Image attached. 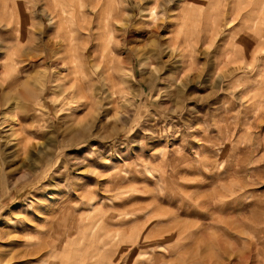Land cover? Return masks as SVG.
<instances>
[{
    "label": "rangeland",
    "instance_id": "1",
    "mask_svg": "<svg viewBox=\"0 0 264 264\" xmlns=\"http://www.w3.org/2000/svg\"><path fill=\"white\" fill-rule=\"evenodd\" d=\"M64 1L0 0V264H264V0Z\"/></svg>",
    "mask_w": 264,
    "mask_h": 264
},
{
    "label": "bare ground",
    "instance_id": "2",
    "mask_svg": "<svg viewBox=\"0 0 264 264\" xmlns=\"http://www.w3.org/2000/svg\"><path fill=\"white\" fill-rule=\"evenodd\" d=\"M44 1V0H42ZM60 1V0H59ZM66 1V0H65ZM64 1V2H65ZM80 2V1H79ZM64 4V3H63ZM66 4V2H65ZM79 4V3H78ZM65 6V5H64ZM76 7V6H75ZM106 8V7H105ZM107 9V8H106ZM108 10V9H107ZM77 12V11H76ZM108 12V11H107ZM77 15L74 16L72 13L69 12V18H72L73 19V25H69L67 27V33H63L62 30H63V27H61V32H60V39L59 40V47L60 48H63L64 49V55L61 57V62H62V65L64 66L63 68H65V74L63 75L64 79H68V82L70 81V78H69V74L70 72L72 71V69H75V68H81L83 69L84 67H87V54H82V55H78L77 54V48L75 49V43H76V40L77 38L79 37V31H78V28H79V23L80 21H78V19H84L85 18V14L84 13H76ZM102 15V14H101ZM100 16V15H99ZM117 17V14L113 13L111 14V20L112 18H115ZM103 18V17H102ZM101 18V19H102ZM131 17H129L128 21L130 20ZM116 19V18H115ZM109 21V20H108ZM82 23V22H81ZM91 23V22H90ZM100 23V22H99ZM105 23L102 22V26L104 25ZM109 24V23H108ZM111 24V23H110ZM90 25V24H89ZM87 26V30H86V35L84 37V40H85V44H90L91 42V33H92V29L90 28L91 26ZM99 25V24H98ZM97 25V26H98ZM107 25V23H106ZM105 25V26H106ZM112 25V24H111ZM93 26V25H92ZM96 26V25H95ZM110 28V27H109ZM114 28V27H113ZM116 29V28H114ZM111 29V28H110ZM94 30V29H93ZM97 31V30H96ZM96 34V32H94ZM93 33V34H94ZM58 34V33H57ZM82 34V33H81ZM104 35V34H103ZM59 37V36H58ZM96 37V36H95ZM80 38V37H79ZM83 39V38H82ZM93 40V39H92ZM111 41V40H110ZM109 42V41H108ZM46 45L51 49V51L54 49L49 43H46ZM58 47V46H57ZM43 50V49H42ZM44 52V51H43ZM53 53V52H52ZM60 53V52H59ZM44 54V53H43ZM46 54V53H45ZM62 55V54H61ZM40 56V55H39ZM52 56H55V55H52ZM41 65H46L47 62H48V57H45V56H41ZM35 61V58L34 56L29 58L27 60V63H32ZM23 63V62H22ZM19 66V64H18ZM75 67V68H74ZM85 70V69H84ZM19 71V70H18ZM75 71V70H74ZM87 71V69H86ZM90 71V70H89ZM76 72V71H75ZM86 74V72H85ZM73 75V74H72ZM86 77V76H85ZM73 79V78H72ZM50 80V79H49ZM75 80V78H74ZM73 80V81H74ZM86 80V79H85ZM30 82L34 83V84H38V85H41V91L40 92H44L45 91V86H46V75H45V72L42 73L41 75V80L40 79H37V77H30ZM28 80H26L23 84V92H26L28 94L32 93V86L30 85ZM67 81V80H66ZM80 81V80H78ZM77 80H75L74 84L72 86H70V89H71V92L69 91L70 89L67 88V87H64L62 86V84L60 85V95L62 96V99L65 101L69 98V96H73L74 97V92L72 91V88H74V85L75 83H78ZM83 81V80H82ZM66 83V82H64ZM80 84H82L80 82ZM85 84V83H84ZM87 84V82H86ZM59 86V85H58ZM87 87V86H86ZM88 88V87H87ZM79 90V89H78ZM77 90V91H78ZM84 90V89H83ZM68 92L71 93V95H67ZM86 93V92H85ZM81 95V93H79ZM76 95V94H75ZM84 95V94H83ZM82 95V96H83ZM29 96V95H28ZM78 97V96H77ZM79 98V97H78ZM13 137V136H12ZM13 139V138H12ZM0 255H2L0 253Z\"/></svg>",
    "mask_w": 264,
    "mask_h": 264
}]
</instances>
